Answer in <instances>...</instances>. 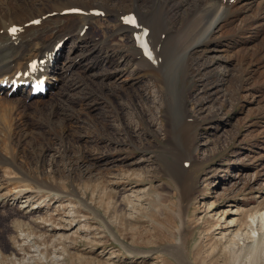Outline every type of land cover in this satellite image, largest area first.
I'll return each instance as SVG.
<instances>
[{
	"label": "rangeland",
	"instance_id": "rangeland-1",
	"mask_svg": "<svg viewBox=\"0 0 264 264\" xmlns=\"http://www.w3.org/2000/svg\"><path fill=\"white\" fill-rule=\"evenodd\" d=\"M102 2L145 11L138 32L147 28V52L138 32L117 31L118 17L102 10L87 57L85 42L64 36L61 74L44 95L0 91L33 102L26 114L0 110V264H264V13L260 20L250 4L216 27L205 48L179 61L167 93L154 72L178 50L199 0H167L168 14L153 0ZM101 63L112 66L102 81L81 78ZM63 85L90 90L91 104L59 138L63 112L44 108L66 97L57 94ZM36 101L44 108L35 111ZM20 122L30 129L19 139ZM21 184L29 191L16 197ZM23 199L35 210L23 214ZM181 235L179 256L171 251Z\"/></svg>",
	"mask_w": 264,
	"mask_h": 264
},
{
	"label": "bare ground",
	"instance_id": "bare-ground-1",
	"mask_svg": "<svg viewBox=\"0 0 264 264\" xmlns=\"http://www.w3.org/2000/svg\"><path fill=\"white\" fill-rule=\"evenodd\" d=\"M40 1L41 0H39L37 3L34 0H1V2H0V82H2L0 87L2 86L4 88L7 86L9 89V86L11 84V80L13 81L14 79L16 80V79L26 78V76L24 75V72L26 71L27 61H29L34 56H39V57L43 56L46 51L52 49L56 40H58L59 38H62L64 36L75 34V36H77V38H79L80 41L85 42L87 44L86 45V52L84 53L83 58L87 57L88 54L92 53L93 50L95 49V47H94L95 41L90 36H92V31H91L93 28L92 21L96 20V18H94V17H96L94 14V11L96 12V10L92 11L91 9H93V8L94 9L99 8L106 13H112L113 16L118 17L117 28H116L117 31L124 32L126 34L128 31L132 35L136 34L138 32L139 24H140L139 22L141 20H143L144 16H145V11L141 10L137 4H135V6L129 10H126V9L125 10L124 9L123 10L122 9H110L109 10L105 6V4L103 5L102 0H95L93 4H87V3H83V2L77 1V0H47L48 2H46V3L40 2ZM97 2L98 3L102 2V5L104 7H102L100 4H97ZM242 2H244V3H242ZM75 3H77V4H75ZM160 4L164 7L166 14H168V11H170V10H167V7H168L167 0H153L154 6L160 5ZM250 4H256V6H257L256 8H259L261 10V11L256 10V12L258 14V18H260V20H261L262 19L261 13H264V0H260V1L259 0H243V1L242 0H199V2L194 5V8L192 10L193 20H192L191 24L189 25V27H187L188 31L184 32V36L181 38L182 42H181L178 50L175 51L172 58L169 61H167V63L164 64L160 70H158V71L155 70V72H154L155 73L154 79L157 82H159V84H161V88H163V90L165 89V92L169 91L168 90L169 89L168 81H172L174 76L176 74H178V70L180 69V66H181L180 62L184 60L183 56L186 58L190 57L192 50L199 47L200 45H203V47H204V45L210 40V37L212 35L211 33L214 32V29L216 27H221V26L223 27V26H225L224 24H226L227 22L233 21L235 18L239 17L240 15L247 13V10H250ZM166 5H167V7H166ZM71 6H79V7L83 8L84 10L81 13H69V15H67V16H64L65 14H62L60 12L61 9L71 7ZM162 6H160V7H162ZM128 11H132L134 14H136L135 23L132 25H128V24L123 23V21L125 20V18H124L125 13H127ZM36 12H39V14H36ZM50 13H52V15H47ZM37 16H42L39 19V23H37V25H32L30 22H28L29 20H31L32 18L37 17ZM254 16L255 15H251L250 17H254ZM246 20H244L243 22H247L248 25H244L243 28L240 27L241 31H242V29H244L242 31V33L246 32L245 30H249V27L251 24V22H250L251 20H249L248 18ZM85 23L89 25V29H85V31L82 34H80V30L83 28V25ZM12 24H18L20 28L13 32L9 29V27ZM171 30H169L170 33H172ZM186 32H188V33H186ZM86 34H87V36H89V38H87V39H86V37H87ZM89 41H90V43H89ZM139 42H140V46H141V39H139ZM84 46H85V44H84ZM142 46H143V44H142ZM140 48L143 49L144 47L143 48L139 47V50H140ZM180 48H181V50H179ZM200 48H198V49H200ZM244 49L247 52V54H249L247 48H244ZM242 51H244V50H242ZM103 52H105V51H103ZM57 53H58V51H57ZM57 53L54 55L53 60L51 62L46 61L44 63L45 72L48 75L49 86L55 85V80L59 77V74H61V70H60L61 66L59 67V65L57 63V61H58ZM113 53H115V52H113ZM113 53L111 52V53H106V54L102 55L101 56L102 61L104 60L108 64L115 61ZM135 54H140V53H135ZM250 54L252 55V52ZM75 57H77V56L67 57L65 67H68L70 64H75L76 63L74 61ZM143 58H145V57H143ZM55 63H56V67H55ZM143 63H144V60H143ZM104 65H103V63H101V66L99 65L100 71H98V72L95 71L94 73H91V74H90L89 70L86 72H83L85 75L83 74L81 76V78L86 76V78L89 81L91 80L94 82V81H97L98 79L102 81V78L104 75L110 74L112 72L111 71L112 66L107 67ZM140 65L143 66V64H140ZM87 68L89 69V67H87ZM147 70L148 71L150 70V72H151L152 68L148 67ZM14 76H17V78H14ZM53 77H54V79H52ZM83 80H85V79L83 78ZM80 83L81 82L76 83V85L79 86L78 88L81 87ZM166 83L168 84V87H166L167 86ZM20 86H23V85H20ZM66 87H68V86L63 85L62 87L58 88V90H60V91H57L58 97L59 96L60 97L66 96L62 99L60 98L61 101L52 100L48 103V105H45V108L40 105L41 101H36L34 103V110L35 111H39L41 108H44V110H48V111L50 110V114H51V113H53V109H52L53 107H59L61 110V113L63 112L62 117H61V124L58 123L59 124V126H58L59 130H57V135H59L58 136L59 138L61 136H63V133H64L63 128L65 126H63V125L68 123V122H66V119L70 120V119L78 117L79 113L80 112L83 113L84 109L87 108L88 106L90 108V104H91L90 90L88 91V90H85L84 88H82L81 94L75 95V93L73 91L71 92L69 90V88H66ZM73 87H75V86H73ZM8 89H7V91H8ZM15 90L20 91L21 88L15 89ZM13 92H11V93H13ZM5 95H7V92ZM39 95L40 94H36L34 96H31V97H35V96H39ZM30 100H32V99H30ZM75 100L77 102H82L84 106H82V108H80V107L72 108L73 106L71 107V105H69V103L73 102ZM31 104H33V102L22 101L20 99L13 101L12 98L0 96V110L10 108V109H12L13 113L17 112V115L19 113L24 114L26 112V109L28 108V106L29 105L31 106ZM73 104H74V102H73ZM86 110H85V112H86ZM76 112H78L77 115L75 114ZM17 118H19V117H17ZM19 119H21V118H19ZM14 123L16 125V122H14ZM25 124H26V122H25ZM25 124L20 122V124L17 126V130L19 128L18 132L22 133L21 136L19 137V139L21 137H23V134L28 132V129H30V127L24 128L23 126H25ZM29 124L31 125V123H29ZM30 125H26V126H30ZM50 132H52V131H50ZM48 133H49V131H48ZM116 133L118 135V132H116ZM17 136H18V134H17ZM42 137L45 138V135H43ZM47 144H49V143H47ZM40 145L42 146V144H40ZM42 147H44V146H42ZM38 153L40 154V152H38ZM6 182H7V180H6ZM2 184L0 182V189L2 188ZM4 185L5 184H3V186ZM28 191H29V189L26 187V184H21L20 188L15 191V194L17 193V195H15V196L19 197L22 194L27 193ZM5 198H7V197H5ZM28 200L29 199H23L22 202L24 204H21V205L19 204V208L22 210L21 212H23V214L24 213H30V211H34L36 208V205L35 206L28 205L27 204ZM2 201H4V200H2V198L0 197V203L1 204H2ZM176 243H177V244H175L176 248L175 249L173 248V251H171V252H174L175 254L180 256L182 253L185 252V238L182 239V235H181L180 239ZM179 248H183V249L180 250V252H179L178 251Z\"/></svg>",
	"mask_w": 264,
	"mask_h": 264
},
{
	"label": "snow or ice",
	"instance_id": "snow-or-ice-1",
	"mask_svg": "<svg viewBox=\"0 0 264 264\" xmlns=\"http://www.w3.org/2000/svg\"><path fill=\"white\" fill-rule=\"evenodd\" d=\"M128 22H129V23H135V21H134L131 17L128 18ZM11 31L14 32V31H16V29L13 28V29H11Z\"/></svg>",
	"mask_w": 264,
	"mask_h": 264
}]
</instances>
